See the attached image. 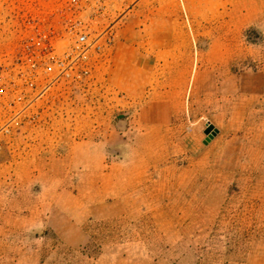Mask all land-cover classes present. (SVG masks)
<instances>
[{
    "label": "rangeland",
    "instance_id": "rangeland-1",
    "mask_svg": "<svg viewBox=\"0 0 264 264\" xmlns=\"http://www.w3.org/2000/svg\"><path fill=\"white\" fill-rule=\"evenodd\" d=\"M67 1L0 0V75ZM160 20L190 75L155 61ZM115 25L90 80L1 135L0 264H264V0H138Z\"/></svg>",
    "mask_w": 264,
    "mask_h": 264
},
{
    "label": "built area",
    "instance_id": "built-area-1",
    "mask_svg": "<svg viewBox=\"0 0 264 264\" xmlns=\"http://www.w3.org/2000/svg\"><path fill=\"white\" fill-rule=\"evenodd\" d=\"M138 0H68L61 27L28 32L13 68L0 75L2 136L59 84L90 80L114 43L112 22Z\"/></svg>",
    "mask_w": 264,
    "mask_h": 264
},
{
    "label": "crops",
    "instance_id": "crops-1",
    "mask_svg": "<svg viewBox=\"0 0 264 264\" xmlns=\"http://www.w3.org/2000/svg\"><path fill=\"white\" fill-rule=\"evenodd\" d=\"M124 18H126V16ZM116 26L117 25H115L114 28ZM179 33L181 32H175L171 21H157L155 34L156 36H161L163 39L155 40L154 42L156 52L155 61L158 64H161L165 70H180L183 75L188 76L191 74L190 72L193 69L192 50L187 39L180 36ZM121 35L127 40H135V34L134 32H131V30H124L121 32ZM167 36L173 37V42L167 44L164 40V37ZM133 61H135L134 57ZM146 70L147 69H145L143 64H141V66L133 67V71L135 73H139L142 79H145V83H149L151 81V76L146 72Z\"/></svg>",
    "mask_w": 264,
    "mask_h": 264
},
{
    "label": "water",
    "instance_id": "water-1",
    "mask_svg": "<svg viewBox=\"0 0 264 264\" xmlns=\"http://www.w3.org/2000/svg\"><path fill=\"white\" fill-rule=\"evenodd\" d=\"M204 133L206 138L203 144L208 145L219 134V130L214 125L208 124Z\"/></svg>",
    "mask_w": 264,
    "mask_h": 264
}]
</instances>
